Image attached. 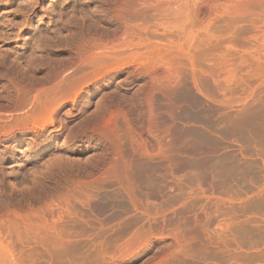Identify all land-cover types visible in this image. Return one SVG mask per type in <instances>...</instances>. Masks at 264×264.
I'll use <instances>...</instances> for the list:
<instances>
[{
	"label": "rangeland",
	"instance_id": "obj_1",
	"mask_svg": "<svg viewBox=\"0 0 264 264\" xmlns=\"http://www.w3.org/2000/svg\"><path fill=\"white\" fill-rule=\"evenodd\" d=\"M79 1L0 0V110L21 92L19 81L54 68L57 46L95 4L84 0L83 9ZM227 6H218L222 16L211 31H199L195 68L186 59L178 69L179 96L153 98L158 125L168 132L159 155L146 156L137 132H127L125 115H114L118 167L126 170L119 168L116 179L94 182L110 154L86 147L79 136L66 142L39 130L35 138L19 137L0 120V264H264V2L243 15ZM95 20L99 30L106 26ZM100 95L68 127L90 115ZM142 167L154 175L141 174ZM143 232L147 238L137 239ZM170 240L175 244L163 253Z\"/></svg>",
	"mask_w": 264,
	"mask_h": 264
},
{
	"label": "bare ground",
	"instance_id": "obj_2",
	"mask_svg": "<svg viewBox=\"0 0 264 264\" xmlns=\"http://www.w3.org/2000/svg\"><path fill=\"white\" fill-rule=\"evenodd\" d=\"M85 1H81L80 3L83 9H86V6H88ZM93 2H95L93 9L91 11L85 10L82 17H80L82 18V25L78 26L77 29L71 28L70 31L68 30L69 35L57 46L61 58L56 61L54 68L48 69V71L42 70L43 75L35 80L31 79V77H26L25 80L23 79V82L19 81L21 92L16 91V97L13 99L15 101L8 103L6 106L7 108L1 106L0 120L3 122L5 128H14L11 131L18 132L19 137L35 138L37 132L40 130L51 138L59 139L63 136L66 142L79 136V140L83 142L82 144L86 147L101 148L105 153H109L110 156H108L109 158L106 161L107 164L104 162L106 165L103 166L104 170L102 173H99L101 175H95L96 177L93 175L92 177H95V180L91 178V181L101 182V180H103L102 176L110 175L107 178L111 176L117 177L120 168L118 167L117 161L118 156L122 152V146L117 139L118 134H120L118 131L120 130L119 124L114 120L117 119L114 118V115L118 116V112L125 115V128L130 134L132 132H137L140 136V142L145 150L143 151L142 149V151L145 155L146 153L149 156H153L156 153L159 155L162 149V139L168 132L166 129H162V126L160 127L158 125L159 121L157 122L156 120V112L154 113L153 110L155 107H153L152 104L155 94L159 93L164 96L170 93L172 96L173 92L181 93V91H179L181 89L179 83L181 82L178 80V78H180L178 69H181V67L186 64V59H188L187 61H190L192 67H194L195 61L193 59L195 57L193 58V55L196 49H199V47H197L198 45L202 47L200 43L202 40L198 41L199 31L205 32V30H202L203 26H205V28L207 26L208 28L211 24H215V20L218 19H216V17L219 16L218 10H220L218 6L223 7L225 5H230L229 7L232 8H230L231 10L228 9L230 13L233 10V13L238 15L239 13L244 14L245 11L251 9L250 7L252 5H259L263 3L264 0H95ZM229 7L227 6V8ZM75 11L76 10H74V12ZM248 12L249 11L245 13L247 14ZM149 15H151L152 18H150ZM242 15L241 17H243ZM220 16H222V14H220ZM95 18L102 21L106 26L99 30L102 23L96 21ZM75 23L77 24V22ZM69 24L71 25L72 23ZM66 25L68 26V23ZM207 31L209 32V29L206 30V32ZM208 36L211 37L212 35L210 36L208 33ZM262 37L264 38V35ZM261 41L264 43L263 39ZM194 68L192 70L193 83L196 86L199 84L196 82L197 79L195 77ZM182 71L184 72V70ZM227 76L229 75L225 77ZM9 81L12 80L9 79ZM0 83L5 85L4 77L0 79ZM111 86H115V89L110 91L107 90ZM120 90L123 91L121 92L123 94H120ZM183 93L182 97L180 96L181 98L184 96ZM186 93L188 94V91ZM187 94L185 96H187ZM98 95H100V98L95 101V110L87 117L81 119L75 127H68L70 120L79 117L84 112L85 107L90 104V100ZM122 103H124L123 106H129L132 110H127L132 112L127 113V110L121 107ZM175 107L173 108L175 109ZM122 114L121 117L123 116ZM170 115L172 114L170 113ZM89 120H91L90 127L88 124ZM1 121L0 123H2ZM30 122L35 123L34 128L29 127ZM211 126L213 127L214 125ZM11 136V133L4 135L1 141L5 143ZM177 138L179 140L177 141L178 143L184 140H181V135H178ZM176 140L175 143H177ZM190 146L191 145H189V147ZM163 150L165 149L163 148ZM164 152L166 153V151ZM122 157L123 156L120 158ZM143 161L145 162V160ZM119 164L123 167L126 166L121 164L120 161ZM139 167H141V165ZM94 168L96 169V167ZM121 170L124 172L126 171L120 168V172ZM148 170L149 168L146 167L141 174L148 175V173H151L152 169L151 171ZM127 173L128 172H126V174ZM139 173L140 172H138V174ZM151 174L152 176L154 175V173ZM130 178H126L125 181ZM161 180H163V178ZM131 182L129 180L126 182L127 186H125L130 196L134 188ZM133 196L132 194V197ZM141 234L143 235H137V239L141 240L147 238L145 232ZM134 241L132 240L133 243ZM174 244L173 240L165 242L164 245L162 244L165 248H163V253L167 252L165 250L171 248ZM120 260L123 262L124 257L120 258ZM162 262L163 260L161 263L159 262V264H163Z\"/></svg>",
	"mask_w": 264,
	"mask_h": 264
},
{
	"label": "flooded vegetation",
	"instance_id": "obj_3",
	"mask_svg": "<svg viewBox=\"0 0 264 264\" xmlns=\"http://www.w3.org/2000/svg\"><path fill=\"white\" fill-rule=\"evenodd\" d=\"M210 188H212V187L210 186ZM206 189H208V188H206ZM212 192H213V191H212ZM209 196H210V198H211L212 200H214V199L217 197V196H216L215 194H213V193L210 194Z\"/></svg>",
	"mask_w": 264,
	"mask_h": 264
}]
</instances>
